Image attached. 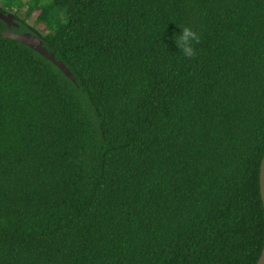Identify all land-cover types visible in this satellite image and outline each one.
I'll list each match as a JSON object with an SVG mask.
<instances>
[{
  "label": "trees",
  "instance_id": "trees-1",
  "mask_svg": "<svg viewBox=\"0 0 264 264\" xmlns=\"http://www.w3.org/2000/svg\"><path fill=\"white\" fill-rule=\"evenodd\" d=\"M0 2V264H255L264 0Z\"/></svg>",
  "mask_w": 264,
  "mask_h": 264
},
{
  "label": "water",
  "instance_id": "water-1",
  "mask_svg": "<svg viewBox=\"0 0 264 264\" xmlns=\"http://www.w3.org/2000/svg\"><path fill=\"white\" fill-rule=\"evenodd\" d=\"M0 19L5 24V29L1 32L2 37L17 40L25 46L29 47L30 49L36 51L38 54L45 57L52 64H54L72 82H75V76L73 75V73L61 60L56 59L54 57V54L52 52H49L44 47L42 37L39 34L31 33L28 31L18 32L13 30L12 27H17L18 22L14 20V14L12 13H3L0 10ZM258 186L264 216V152L259 164ZM255 264H264V241Z\"/></svg>",
  "mask_w": 264,
  "mask_h": 264
},
{
  "label": "clouds",
  "instance_id": "clouds-1",
  "mask_svg": "<svg viewBox=\"0 0 264 264\" xmlns=\"http://www.w3.org/2000/svg\"><path fill=\"white\" fill-rule=\"evenodd\" d=\"M173 42L184 57H193L195 55L194 44L198 42V37L191 28L184 26L179 28V32L172 37Z\"/></svg>",
  "mask_w": 264,
  "mask_h": 264
},
{
  "label": "rangeland",
  "instance_id": "rangeland-1",
  "mask_svg": "<svg viewBox=\"0 0 264 264\" xmlns=\"http://www.w3.org/2000/svg\"><path fill=\"white\" fill-rule=\"evenodd\" d=\"M2 2V1H1ZM1 2H0V7H1ZM3 3V2H2ZM25 9L26 7H23L20 11H16V17L17 18H22V19H26V23L29 27L33 28L34 29V32H36L37 34H39L41 37L43 35V33L46 32V29L44 27L43 24L41 23H36L34 21V17L37 15L38 11H33L30 16H25ZM13 11H9L8 13H11Z\"/></svg>",
  "mask_w": 264,
  "mask_h": 264
}]
</instances>
